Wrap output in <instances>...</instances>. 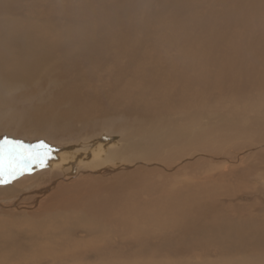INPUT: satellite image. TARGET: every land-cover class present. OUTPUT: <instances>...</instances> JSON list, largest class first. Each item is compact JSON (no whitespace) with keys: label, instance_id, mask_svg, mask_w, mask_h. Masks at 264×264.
I'll return each instance as SVG.
<instances>
[{"label":"bare ground","instance_id":"bare-ground-1","mask_svg":"<svg viewBox=\"0 0 264 264\" xmlns=\"http://www.w3.org/2000/svg\"><path fill=\"white\" fill-rule=\"evenodd\" d=\"M163 1L184 12H153L149 0H0V136L47 146L0 175V264H264V212L219 200L247 180L234 178L226 143L251 136L243 112L264 111V0ZM93 109L85 129L71 123ZM113 125L143 136L130 141L135 167L159 160L133 186L135 175L116 178L119 165L103 168L128 150L96 134ZM238 149L233 161L252 152ZM185 154L220 172L167 174L187 168L173 163ZM254 161L245 170L264 179V156ZM79 178L91 180L85 194L68 188Z\"/></svg>","mask_w":264,"mask_h":264},{"label":"rangeland","instance_id":"rangeland-1","mask_svg":"<svg viewBox=\"0 0 264 264\" xmlns=\"http://www.w3.org/2000/svg\"><path fill=\"white\" fill-rule=\"evenodd\" d=\"M10 1L15 2V1H19V0H10ZM209 1H211V0H209ZM151 2L153 4H150V7L152 9H154L153 12L154 11H157V10H160V9L166 10L167 8L174 9L177 12H184V11H179L180 9H178L177 7L176 8H170L171 6L169 5L168 1L165 3L163 0H149V3H151ZM161 2L164 5L161 4ZM164 6H166V7H164ZM92 114H94V109L93 110H90L89 112L86 110L85 114L84 113H80V115H83L82 116V119H77L75 122H71V123L72 124H75L77 126V128L79 126H82V129H85L86 128V125H87V123H86L87 115L92 116ZM247 114L248 115H246V113L243 112L242 113V116L243 117H245V116L247 117L248 116V119H245L244 120L245 125L248 126V124H250V122H251V125L252 126L250 125V129L249 130L252 132V134H251L252 137L251 136H248L247 139L244 138L243 140L236 139V143H233V146H232V143H230V142H228L230 144L226 143V145H228L231 148H235V149H232V150L231 149H228V151L226 153H224V154H228L227 158H229L230 165L231 166L232 165L233 166L235 165L234 166L235 167V171L238 170V172H235L236 176H234V178L235 177L236 178H247V180H245V182H244L245 184L242 183L246 187L239 188L238 191H237L238 193L237 194L235 193L236 194V198L234 200L230 198L232 201L229 200V198L227 199V197L225 198L223 196H221L222 198L220 197L219 200H222V205L223 206L228 205V203H230V202H231L230 204H235V203H251L250 205L254 204L256 210H260V211L264 212V206H263V204H264V179L262 178L263 176L260 177L259 175H257V173H256L257 171L256 172H253L252 174H250V171L249 170L246 171L248 168L251 171H253L255 169V167H254L255 166V164H254L255 161L254 160L258 161V157L259 156H264V153H263L264 152V149H263L264 148V123H263L264 122V111L260 112L256 108H254L253 110L247 111ZM234 117L237 118V116H234ZM13 123L15 124V122H13ZM14 124H12V125H14ZM53 124L54 123H51V124L50 123L49 124L47 123L46 125L49 127V126H52ZM257 124H259L260 126L259 125L256 126ZM40 125H44V124H40ZM253 128L256 129V130H254ZM41 131H42V129H39L38 131H34L33 133L36 132L37 134H39L41 136H45V135H43L41 133ZM257 131H258V133H257ZM96 134L102 136L104 140L105 139H109L110 142H112L111 141V137L112 136L115 137V140L117 141L116 144H114V145H111L110 144V146H108V148H106L108 150H114L116 148H119V149H121V148H128V150L125 151L123 154H115L114 153L115 151H111V154H107L106 155V157L108 158V161L105 163V166L103 168H108L109 165H115V167H117L119 165L120 168H118V170H120V171L117 170V172H116V173H118L117 174V177H116L118 180H124V178H126V177H129V176L132 177V176L135 175V178L132 179V181L134 180V182H133V184L131 186H133L135 183L141 181L142 178L146 176L145 173L147 171H150V169L152 170V168L155 169L156 167L159 166V160L156 157L151 156V157H154L150 161L151 164L144 165V166H139V167H135L137 165V163L135 162V159H136L135 157H137L138 155H140V153L138 151L139 148H137V145L136 146L129 147L130 146V141H135V142L138 143V141L140 140V138H143V136L141 137L138 134L137 135H134V136H130V135H128V132H126L125 130H117V129H115V125H113V130L104 129L103 131L97 132ZM8 135L9 134L4 135L5 137L4 136H0V141H3L5 139H10L11 141H16V139L13 140V137L6 138ZM80 137L81 138H79V139H83V140L89 139L90 140L93 136H90V135L86 134V135H81ZM30 138H31V140H30V143H31L33 140L36 139V135L30 136ZM17 141H20V140H17ZM26 144L27 143H25L24 145H26ZM29 144H27V145H29ZM241 144L250 145V147L252 148L250 150H252V152H249L248 154H245L246 156H245V159L244 160H241V161L240 160L233 161L235 159L234 157L236 156V154H237V157H238V154H242L239 149H238V151H236V147L237 146H240ZM30 145L31 146H36V145H39V144H30ZM122 146H125V147H122ZM34 148H38V147H33L31 149H34ZM242 149H244V148H242ZM262 149H263V151H262ZM250 150H248V151H250ZM258 151H260V152H258ZM112 153H114V154H112ZM259 153H261V154H259ZM204 155H207V154H202V156H204ZM232 157H233V159H232ZM207 158H208L209 165L208 166H204L205 167L204 168L203 166L202 167L199 166V164L201 162V159H202L201 154L200 155L199 154H185V155H183L181 157H177L176 159L173 160V163L176 164V165H179L181 162L182 163H185L186 165H188L187 168H178L177 170L173 169L172 172H169L167 174L186 177L187 174L190 173L189 171H191L193 173L194 172H197V171H200V172H198V175H202V173H203V175H205L207 173L206 174L207 176L209 174H211V176H213V174H216V173L220 172L214 166L218 162H212L208 155H207ZM224 159H223V161H225L227 163V159L226 158H224ZM128 163H130V164L133 163V167H129L130 165H128ZM211 163H213V164H211ZM68 166L71 167V166H75V165L68 164ZM143 169H144V171L145 170L146 171L145 172H142ZM209 169H210V171L216 169L217 172L216 171L210 172V171H208ZM259 169L261 170V171L260 170L259 171L264 174V167H261L260 168V166H259ZM126 170H129V171L125 172ZM204 170H205V173H204ZM101 171H102V169H97L96 170V172H101ZM240 171H242V173H240ZM72 173H73V171H72ZM238 173H240V175H242V176L237 175ZM21 175H23V174H20L19 177ZM244 175H246V176L244 177ZM77 176H79V175L78 174H72V176H68V180L76 179ZM79 179H81V178H79ZM79 179H77V180H79ZM77 180H75V181H77ZM202 180H205V179H201L199 181H202ZM108 181H110V180H108ZM1 183L4 184V183H7V182H0V187L3 185ZM84 183H86V184L91 183V180L89 181V179H88L86 181L85 179H83L78 184H75V185H70L69 184L70 186L67 185V187L69 186L68 188L69 189L71 188L70 190H72V191H76V192H79V193L81 192V194H85V193H87L88 190H86V191L83 192L84 189H81L80 186H79V185L84 184ZM92 184H93V182H92ZM93 185L95 186V187L92 188L94 191L95 190H98L99 188H103V189L105 188L104 187V183L103 184H99L97 182V183H95ZM123 187H126V186H123ZM127 189H130V188H126V190ZM114 190L115 191H120V192L123 191V190H118L116 187H114ZM90 193H92V192H90ZM8 200H7V202H8ZM235 200H237V201H235ZM13 213H15V212H13ZM2 216H3V214H2ZM79 235H81V234H79Z\"/></svg>","mask_w":264,"mask_h":264},{"label":"snow or ice","instance_id":"snow-or-ice-1","mask_svg":"<svg viewBox=\"0 0 264 264\" xmlns=\"http://www.w3.org/2000/svg\"><path fill=\"white\" fill-rule=\"evenodd\" d=\"M33 147L45 148L47 146L43 142L39 145L31 146L24 145L20 141H11L8 139L0 141V175H2L6 170L9 174H12L15 171V165L12 161L17 156L18 152H28L30 155L31 153L29 150Z\"/></svg>","mask_w":264,"mask_h":264},{"label":"water","instance_id":"water-1","mask_svg":"<svg viewBox=\"0 0 264 264\" xmlns=\"http://www.w3.org/2000/svg\"><path fill=\"white\" fill-rule=\"evenodd\" d=\"M35 149H38V148H34V149H31L29 150L30 151V155L28 154V152H18L16 158L19 159V161L22 159V161L24 162L26 159L30 160V159H35V158H38L41 156V154H38L37 152L33 151ZM22 157V158H21ZM7 163V161H6ZM34 167V164H30V165H27V166H22V167H18L17 169H21V171L23 173H26L27 171H29L30 169H32ZM35 168V167H34ZM16 169V170H17ZM22 173V174H23ZM21 174V173H20ZM16 175H18V173H16Z\"/></svg>","mask_w":264,"mask_h":264}]
</instances>
